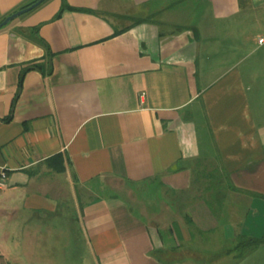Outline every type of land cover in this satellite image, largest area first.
Listing matches in <instances>:
<instances>
[{
    "label": "crops",
    "instance_id": "0c3cea01",
    "mask_svg": "<svg viewBox=\"0 0 264 264\" xmlns=\"http://www.w3.org/2000/svg\"><path fill=\"white\" fill-rule=\"evenodd\" d=\"M261 36L264 0H45L1 27L0 264H264L232 249L264 232ZM197 160L236 188L217 215ZM148 183L183 222L130 204Z\"/></svg>",
    "mask_w": 264,
    "mask_h": 264
},
{
    "label": "trees",
    "instance_id": "16d2710c",
    "mask_svg": "<svg viewBox=\"0 0 264 264\" xmlns=\"http://www.w3.org/2000/svg\"><path fill=\"white\" fill-rule=\"evenodd\" d=\"M35 0H30L22 5L20 7H24L31 2ZM45 1V0H44ZM68 6L64 1H62L61 7L57 13V15ZM147 18H137L135 19V22H139L142 20H145ZM122 29H117L116 32L121 31ZM30 68H41L40 62H32L28 65H26L24 68H22L20 72V81L22 79L23 73ZM10 115L7 116L5 119H9ZM60 157L59 155L54 156L53 158ZM202 164L199 160L196 161V167L194 168V182L197 183V181L202 182V186H200V194L199 196L202 197L212 212L217 215V212L221 209L223 205V200L225 198V192L228 188L236 189L234 185L230 182V180L227 177L226 173L221 172H215V170H207L206 166L204 165L202 167ZM226 180V182H225ZM261 244H264V232L260 237H250L245 236L243 234H239L236 237L235 244L233 246V250L236 251V257L238 259L243 258L246 254H248L250 251L254 250Z\"/></svg>",
    "mask_w": 264,
    "mask_h": 264
},
{
    "label": "rangeland",
    "instance_id": "374dc122",
    "mask_svg": "<svg viewBox=\"0 0 264 264\" xmlns=\"http://www.w3.org/2000/svg\"><path fill=\"white\" fill-rule=\"evenodd\" d=\"M127 194L126 198L130 204L137 211L142 213L152 226L159 225L164 228L169 225L171 221L180 220L183 222V219L181 218L182 215L179 213V210L176 209V206H169L168 203H166L167 199L170 203L175 202V200H171L169 194L168 198L165 191L162 193V189L157 184L148 183L143 187L137 186L135 187V190L133 189V191H130ZM184 254H188V252H185ZM190 255H195V253H190ZM72 263L80 264L77 261H73Z\"/></svg>",
    "mask_w": 264,
    "mask_h": 264
},
{
    "label": "water",
    "instance_id": "95a60500",
    "mask_svg": "<svg viewBox=\"0 0 264 264\" xmlns=\"http://www.w3.org/2000/svg\"><path fill=\"white\" fill-rule=\"evenodd\" d=\"M44 0H35L33 2H31L30 4L24 6V7H20L17 10L9 13L8 15H6L5 17H3L0 20V28L3 27L4 25H6L7 23H9L11 20H13L14 18L20 16L21 14L28 12L29 10L33 9L34 7L38 6L41 2H43Z\"/></svg>",
    "mask_w": 264,
    "mask_h": 264
},
{
    "label": "built area",
    "instance_id": "2783aa9c",
    "mask_svg": "<svg viewBox=\"0 0 264 264\" xmlns=\"http://www.w3.org/2000/svg\"><path fill=\"white\" fill-rule=\"evenodd\" d=\"M259 44L264 43V36H261L257 39ZM5 177H6V168L0 166V189L5 186Z\"/></svg>",
    "mask_w": 264,
    "mask_h": 264
}]
</instances>
